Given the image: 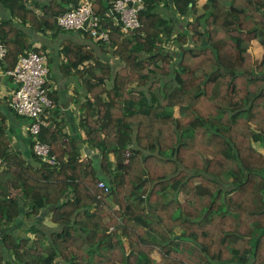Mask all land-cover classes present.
<instances>
[{
	"label": "trees",
	"instance_id": "obj_1",
	"mask_svg": "<svg viewBox=\"0 0 264 264\" xmlns=\"http://www.w3.org/2000/svg\"><path fill=\"white\" fill-rule=\"evenodd\" d=\"M80 1L0 0L2 67L70 35L61 68L86 96L82 140L37 136L60 165L12 151L2 120L0 264H264V0H143L125 35L117 0H91L110 43L58 24Z\"/></svg>",
	"mask_w": 264,
	"mask_h": 264
},
{
	"label": "built area",
	"instance_id": "obj_2",
	"mask_svg": "<svg viewBox=\"0 0 264 264\" xmlns=\"http://www.w3.org/2000/svg\"><path fill=\"white\" fill-rule=\"evenodd\" d=\"M142 2L143 0H117L110 10L115 19L121 22L123 35L141 25L138 12L144 7ZM58 24L65 30L83 29V32L90 33L96 40L101 39L110 43L109 31L102 29L100 17L94 13L91 0H81L77 7L60 15ZM7 52L5 43L0 42V60L6 57ZM6 74L11 76L16 84L10 101L12 108L20 116L32 120L25 129L32 136V141L34 140L33 151L43 162L60 165L50 145L37 139V136L48 127L43 115L53 106L48 88V55L35 51L21 55L15 68L7 70ZM99 185L105 192L109 191V187L104 182H100Z\"/></svg>",
	"mask_w": 264,
	"mask_h": 264
},
{
	"label": "crops",
	"instance_id": "obj_3",
	"mask_svg": "<svg viewBox=\"0 0 264 264\" xmlns=\"http://www.w3.org/2000/svg\"><path fill=\"white\" fill-rule=\"evenodd\" d=\"M44 1V0H42ZM10 16L9 11L0 3V19L2 17ZM27 31H30L28 28H25ZM67 35H60L58 37L52 36L50 33L46 34V36H41V38L35 42L36 46L44 45L46 46L45 54L48 55V64H49V81L48 88L49 94L52 96L53 106L48 108L43 118L48 122V127L56 126L57 123H62L63 133L65 135V141H69L70 138H80L83 139L85 129L80 125V114L82 109L78 107L80 104L82 105L85 102L86 96L85 91L81 90L78 92V75L77 74H66L62 68V56L61 49L63 37ZM72 37L70 35L66 37ZM80 38V39H78ZM78 40V44H87L90 46H94L96 40H92L91 43L86 41L84 35H79V37L74 38V40ZM253 43V44H252ZM251 45H254L257 49V53H261L260 57L257 59H262L264 54V49L262 45L257 41L253 40ZM250 51V50H249ZM251 52V51H250ZM258 56V55H257ZM113 62L114 59L112 58ZM2 62V61H1ZM0 62V120H4V124L7 127L6 133L10 139V146L12 147V151L22 154L26 161H30L33 154L32 148V136L25 131V125L28 122V119L20 116L11 106L10 101L12 98L13 91L16 87L11 76L6 74L4 67H2V63ZM85 79H94L98 77L99 73L95 72L93 74L84 72ZM107 84L110 86L112 84L110 78L108 76L103 77ZM83 84L80 83V87ZM47 127V128H48ZM46 128V129H47ZM3 144V141H0V145ZM84 146L82 148V159H87L97 154V151H94L90 147H88V143L85 141ZM65 162H68V159L65 158ZM2 161V160H0ZM47 214V212H46ZM46 222H50L49 219ZM48 223V224H49ZM52 224V223H51Z\"/></svg>",
	"mask_w": 264,
	"mask_h": 264
},
{
	"label": "rangeland",
	"instance_id": "obj_4",
	"mask_svg": "<svg viewBox=\"0 0 264 264\" xmlns=\"http://www.w3.org/2000/svg\"><path fill=\"white\" fill-rule=\"evenodd\" d=\"M204 2V0H201L200 1V3H203ZM253 44V43H252ZM257 49L258 48H256L254 45H251V47H250V51H251V53H252V55H253V57L254 58H257V57H260L261 56V53H257ZM258 55V56H257ZM32 120L31 119H28V122H27V124L29 123V122H31ZM26 124V125H27ZM26 125L24 126V127H26ZM25 131H26V129H25ZM27 132V131H26ZM28 133V132H27ZM215 141H217V139L215 140ZM255 145V148L257 149V150H259L260 152H262L263 154H264V147L263 146H261V145H259L258 143L257 144H254ZM179 197H180V199H182V200H184L185 199V197H186V194H180L179 195ZM48 218H46V220H47ZM47 223H49V222H47ZM50 225H52L51 223H49Z\"/></svg>",
	"mask_w": 264,
	"mask_h": 264
},
{
	"label": "water",
	"instance_id": "obj_5",
	"mask_svg": "<svg viewBox=\"0 0 264 264\" xmlns=\"http://www.w3.org/2000/svg\"><path fill=\"white\" fill-rule=\"evenodd\" d=\"M81 32H83V29H80ZM23 211V210H22ZM46 216V211H42V213L40 214L39 218H43Z\"/></svg>",
	"mask_w": 264,
	"mask_h": 264
}]
</instances>
